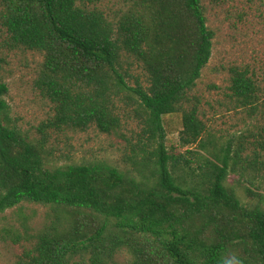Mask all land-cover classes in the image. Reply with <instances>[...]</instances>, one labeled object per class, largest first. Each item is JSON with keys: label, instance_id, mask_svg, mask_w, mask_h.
I'll return each mask as SVG.
<instances>
[{"label": "trees", "instance_id": "obj_1", "mask_svg": "<svg viewBox=\"0 0 264 264\" xmlns=\"http://www.w3.org/2000/svg\"><path fill=\"white\" fill-rule=\"evenodd\" d=\"M88 3L0 0V29L11 48L43 56L34 86L53 106L48 128L111 134L119 103L133 107L136 174L102 161L51 164L43 143L13 123L0 77V215L24 203L49 209L16 264H117L120 255L125 264H264V207L227 183L264 166V97L253 75L233 67L230 98L262 124L217 139L193 94L214 36L201 1L122 0L113 19ZM175 113L181 147L194 150L165 146L162 118ZM244 195L259 196L249 187Z\"/></svg>", "mask_w": 264, "mask_h": 264}, {"label": "rangeland", "instance_id": "obj_2", "mask_svg": "<svg viewBox=\"0 0 264 264\" xmlns=\"http://www.w3.org/2000/svg\"><path fill=\"white\" fill-rule=\"evenodd\" d=\"M200 1L206 25L214 36L211 57L201 71L193 94L201 100L199 117L209 132L222 141L234 140L255 131V125L263 122L260 114L250 116L245 109L235 107L229 86L231 69H246L253 75L264 97V0ZM88 4L102 10L109 19L123 8L122 0H90ZM0 57L5 60L0 77L8 86L5 100L10 117L32 140L43 143L51 164L63 166L102 161L136 174L133 172L136 167L133 150L136 151L141 126L133 107L119 103L122 124L111 134L101 133L94 127L84 132L48 128L53 106L34 86L43 56L38 52L11 48L5 32L0 29ZM131 73L135 78L140 76L141 83L146 85L136 66ZM162 123L164 144L169 152L195 149V145L185 148L180 145V113L164 116ZM250 153L248 150L244 155ZM227 183L242 201L260 202L264 207V166L258 171L247 169L241 175H231ZM244 187L251 188L259 196L250 200L244 195ZM47 214L48 207L24 203L0 215V264H16L29 248L30 235L47 221ZM115 261L125 264L126 257L120 255Z\"/></svg>", "mask_w": 264, "mask_h": 264}]
</instances>
